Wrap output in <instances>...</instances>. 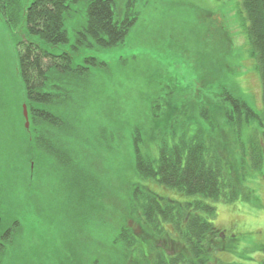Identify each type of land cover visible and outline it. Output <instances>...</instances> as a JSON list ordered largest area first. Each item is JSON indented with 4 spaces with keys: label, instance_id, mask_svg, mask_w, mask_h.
<instances>
[{
    "label": "rangeland",
    "instance_id": "rangeland-1",
    "mask_svg": "<svg viewBox=\"0 0 264 264\" xmlns=\"http://www.w3.org/2000/svg\"><path fill=\"white\" fill-rule=\"evenodd\" d=\"M31 2L16 0L20 11L14 21H8L0 11V209L10 208L12 216L30 217L32 224L27 219L20 225L13 244L6 243L10 250H0L6 252L0 262L66 264L61 261L71 252L90 256H98V250L108 253L106 238L111 228L123 225L146 236L153 250L183 252L184 246L167 237L169 231L172 239L179 237L177 223L163 225L167 232L158 228L145 234L141 219L128 209L131 188H148L180 202L200 197L184 196L153 179L142 180L135 168L136 155L139 149L153 159L162 146L179 143L186 133L187 138L204 132L197 102L201 95L215 98L229 87V80L238 95L262 115V80L251 54L242 0H117L120 16L131 9L138 19L124 43L113 48L75 42V32L86 20L84 4L75 3L65 26L70 42L52 51L69 54L72 68L79 71L64 75L51 69L49 89L58 100L53 99L50 107L59 117L68 118L63 124L70 126L73 119L76 130L88 140L87 148L79 149L74 160L70 154L69 158L64 155L72 152L65 142L68 137L53 133L63 147L58 161L41 152L28 155L32 152L29 145L20 146L29 131L20 110L26 99L20 74L22 43L32 41L51 48L29 32L23 10ZM207 72L215 84L211 91L202 84ZM63 77L65 80L60 79ZM212 115L209 142L217 146L215 139L222 138L228 144L221 152L230 166L227 169L237 179L240 198L234 202L206 199L216 207L213 223L225 235L211 264H263L264 163L259 169L251 166L249 138L264 128L256 119L235 135L218 112L212 110ZM77 142L84 144L85 140ZM75 161L78 174L71 171ZM29 169H34L32 185L27 183ZM75 178H82V185L75 187L78 198ZM57 253L61 255L52 261L44 258Z\"/></svg>",
    "mask_w": 264,
    "mask_h": 264
},
{
    "label": "trees",
    "instance_id": "trees-1",
    "mask_svg": "<svg viewBox=\"0 0 264 264\" xmlns=\"http://www.w3.org/2000/svg\"><path fill=\"white\" fill-rule=\"evenodd\" d=\"M75 3L84 4L86 19L83 26L75 32V42L84 43L88 47H93L95 44L102 48H113L124 43L138 19L137 14L131 9L120 16L116 10L117 0H32L26 10H23L29 32L39 35L45 44L51 47H42L32 41L23 42L21 47L20 71L26 86L30 128L27 133L28 137L26 134L23 135L21 141L24 142H21L20 146L29 145V150L32 152L28 155L38 154L39 156L41 152L48 158L52 157L53 160L58 161L59 152L63 147L60 140L51 136L55 132L68 137L65 142L70 144L72 152L68 153L74 157V160L79 157V149L87 148L88 139L81 135L80 130H76L73 119L72 125L63 124V121H68V118L59 117L60 114L52 111L50 107L54 103L53 99L55 101L57 98L55 93H50L49 89L51 69L61 70L64 75H70L68 71H79L72 68V59L69 54H57L52 51L59 45L70 42L65 26L68 21L67 16L71 14V8ZM19 7L20 4L16 3V0H9L10 11L4 14L9 19L8 21L10 19L14 21L20 11ZM242 8L249 21L247 31L251 54L257 62V69L261 75L264 105V0H242ZM206 13L214 15L213 12ZM60 79L65 80V77ZM213 82L210 72H207V78L202 82L203 86L211 91L215 86ZM220 91L221 93H217L215 98L212 95L210 98L201 95L200 102H197L199 120L204 132L193 133L187 138L186 133L185 138H182L179 143L162 146L159 155L153 159L146 158L139 149L136 155L135 168L142 180L153 179L184 196L200 197L194 202H180L153 191L152 193L148 188L146 191H142L140 186L131 188L128 209L131 215L136 214V218L141 219V227H144L143 231H147L145 234L158 228L164 232L166 229L163 225L172 221L179 226L177 228L180 235L176 236L178 239H172L169 231L168 240L176 245L184 246L185 250L183 252H180L182 250L173 252L168 248L153 250L146 236L139 235L130 226L123 225L120 229L119 226L111 228L110 235L106 238L110 244L107 246L110 250L108 253L98 250V256H90L88 253L78 255L71 252L66 260L61 262L66 264H75V262L80 264H211L212 257L224 241L225 235L213 223L217 214L216 207L208 203L206 199L234 202L236 198H240L237 179L227 169L230 166H228L225 154L221 152L228 144L222 138L217 139L218 142L215 139L217 146L209 142L212 136L208 124L213 126L212 110L218 112L225 125L234 129L235 135L238 131L239 134L242 133L244 128L256 119L264 128V108L262 115H259L238 95L234 82L229 80V87ZM58 121H61V124H58ZM79 140H85V143L80 144L77 142ZM249 155L252 161L251 166L255 169L261 168L264 163V130L260 133L254 132L250 136ZM25 157L23 163L27 160ZM76 167H78L77 161H75L74 169L71 170L73 174H78ZM22 168L25 169V165L20 167V170ZM33 177L34 169H29L28 185H32L30 178ZM75 181L76 183L73 181L74 190L77 184L82 185V178H75ZM78 192H76L77 198L79 197ZM6 210L0 209L2 218L0 238L3 241L0 243V250L3 251L10 250L6 243L13 244L15 237L19 236L17 230L20 231V225L23 226V222H27L28 219L29 225H32L30 217L22 218L19 213L12 216V210L10 208ZM148 228H150L149 231ZM97 233L102 235L100 229ZM262 249L264 250V244ZM111 251L115 254L110 253ZM1 253L2 251H0V257L6 252ZM58 255L61 254L47 255L44 258L52 261L54 256ZM94 257L97 258L94 260Z\"/></svg>",
    "mask_w": 264,
    "mask_h": 264
},
{
    "label": "water",
    "instance_id": "water-1",
    "mask_svg": "<svg viewBox=\"0 0 264 264\" xmlns=\"http://www.w3.org/2000/svg\"><path fill=\"white\" fill-rule=\"evenodd\" d=\"M20 74H21V71H20ZM24 86H25V84H24ZM25 90H26V86H25ZM20 110L22 111V118H24L25 128H26V130H29L30 120H29V113H28V106H27L26 99H25V104L21 105ZM1 223H2V218L0 217V225H1Z\"/></svg>",
    "mask_w": 264,
    "mask_h": 264
},
{
    "label": "flooded vegetation",
    "instance_id": "flooded-vegetation-1",
    "mask_svg": "<svg viewBox=\"0 0 264 264\" xmlns=\"http://www.w3.org/2000/svg\"><path fill=\"white\" fill-rule=\"evenodd\" d=\"M0 11L3 13V15L5 14V13H9V11H10V8H9V0H2V2H0ZM50 93H52V92H50ZM58 100V99H57ZM56 100V101H57ZM41 105V104H40ZM58 124H61V122L60 121H58L57 122ZM60 155H61V153H60ZM65 156H67V158H69L70 157V155H69V153H66V154H64ZM165 187V186H164ZM168 189H170V188H168ZM173 191H175V190H173ZM175 192H177V191H175ZM169 199H171V198H169Z\"/></svg>",
    "mask_w": 264,
    "mask_h": 264
}]
</instances>
